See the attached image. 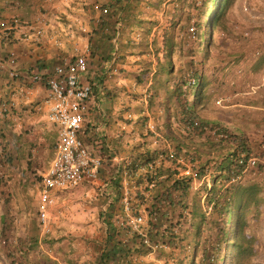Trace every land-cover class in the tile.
<instances>
[{"label":"rangeland","instance_id":"374dc122","mask_svg":"<svg viewBox=\"0 0 264 264\" xmlns=\"http://www.w3.org/2000/svg\"><path fill=\"white\" fill-rule=\"evenodd\" d=\"M115 1L122 6L124 4L123 0ZM203 1L131 0L124 10L126 32L123 51L126 55L144 54L148 40L146 33L150 26H159L152 51L156 62L155 69H159V64L167 57L173 64L171 72H161L159 69L158 80L163 82L160 87L165 84L178 104L176 88L185 82L181 69L188 67L191 60L195 61L198 75L203 76V81L206 82L204 89L208 100L205 105L197 106V111H200L197 120H219L225 125L222 128L236 133L242 129V142L248 147L255 163L248 165L239 177L226 183L242 186L259 183L262 188L261 199L254 207V212L251 211L247 215L243 232L254 237L253 263L264 264V0H230L216 29L213 24L207 23L206 10L211 5L210 2L199 8ZM104 5L105 0H70L69 5L65 6L76 16L81 12L77 8L83 7L85 14L80 13V16H84L89 22L90 16H96L97 12L100 17L103 16L101 14ZM117 13L118 8L112 7L105 18L110 19ZM138 25L143 28L142 31L135 30ZM114 27L113 25L109 33L103 32L101 26H69V29L80 36L81 40L78 42L81 46L84 41L90 44L93 49L92 58L100 55L105 58L113 44L111 39L114 38ZM209 34L213 35L210 44ZM66 37L70 38L72 35ZM131 39L136 40L131 43ZM166 40L174 45V51L167 57L158 44ZM67 43L69 44V41ZM118 47L119 52L120 46ZM126 55H123L125 61ZM125 61L122 60L123 66L118 72V77H123V90H126L127 96L131 94L130 89L133 86L139 87L138 85L145 83L147 74L153 69L150 66L141 69L142 66H138L139 61L134 59L124 66ZM97 64L99 63H95V66ZM154 83L158 84L156 75ZM153 86L159 88V85ZM184 86L187 88L186 84ZM136 94L137 96L133 97L135 103L131 101V104L139 109L143 94L139 91ZM240 102H254L260 106L241 105ZM22 117L25 118L24 121L21 120L23 124L13 128V131L6 127L2 132L3 128H0V264H170L169 261L159 260H166L169 255L173 262L174 259L177 262L176 260L183 257V253L177 254L176 249L175 254L164 251L166 246L175 248V245L169 237L159 238L156 235L158 233L154 232L152 240L156 243L162 242L166 246L157 247L156 251L147 246L135 248V240L122 234L124 230L118 228L115 223L117 217L125 216L120 201L121 190L117 192L115 205L110 208L106 205L108 197L106 191L102 192L101 181L86 182L58 193L57 201L51 208L52 231L46 236L42 235L37 219V183L55 153V125L34 111L30 113V118ZM138 118L141 117H134L132 120ZM196 132L202 134L204 131L197 129ZM148 133H143L144 137L149 136L150 132ZM181 134L182 137L186 136ZM233 141L235 142H222L214 137L208 143L205 139L198 138L194 141L197 149H190V152L186 146L178 145V141L175 143V149L180 150L178 154L185 158L184 162L203 173L202 177L190 180L188 200L197 192L204 198L203 186L213 185V175L217 173L216 166L226 155L237 152L240 156L243 143L239 145L237 140ZM143 144L135 146L137 150L134 155L133 151L125 153L130 156L131 161L124 167L122 178L126 177L124 183L130 190L129 196L132 197L133 203H139L149 210L153 206L150 197L165 191L166 177L162 180L158 179L159 174H154L153 178L158 182L156 187L151 189L152 192L148 193L150 175L146 172L149 164L156 163L158 151L141 153ZM187 144L186 141L184 145ZM149 148L158 149L156 145L152 147L151 143ZM147 158L150 160L144 164ZM135 163L139 166L137 170H133ZM171 164L176 166L175 169L179 166L177 161H172ZM138 171L142 173L138 174ZM223 182L224 179L219 178L218 184ZM174 197L178 198L177 192ZM160 205L157 209L153 207L154 216L155 212L158 214L153 224L171 228V224L174 225L177 221L178 211L167 203ZM112 224L115 227H112ZM115 228L119 230L116 231ZM109 232L112 235L109 236ZM151 252L154 254H150Z\"/></svg>","mask_w":264,"mask_h":264},{"label":"crops","instance_id":"0c3cea01","mask_svg":"<svg viewBox=\"0 0 264 264\" xmlns=\"http://www.w3.org/2000/svg\"><path fill=\"white\" fill-rule=\"evenodd\" d=\"M39 1L40 0H0V128H3L2 132L6 130V127H10L13 131V128H16V126H21L23 124L22 121L25 119L22 116L30 118V113H33V111L34 113L40 114L42 118L51 123L48 119L49 107L48 104L44 102L48 96L49 90L43 82H32L31 75L35 72H45L54 65L61 63L63 59L69 58L76 53H84L88 59V72L85 78L91 80L95 84L98 101L102 110L108 116V125L105 128V138L102 145L97 144L91 129L86 134V140L93 148V151L100 153L104 157L99 182L101 181L102 192L106 191V196L108 197L106 205L108 207L111 208L115 205L117 192L119 190H121L120 201L122 202L123 192L121 184L126 179L125 176L122 178V174L124 172V167L131 161L130 156H126L125 153H131L133 151L132 155H134L135 150H137L135 146L144 143L141 147L143 150H140L142 151L141 153L145 154L146 152L153 153L155 151H158V154L160 152L168 154V152L171 151L178 153L180 150L178 151L179 148H176V151L175 143H178L177 141H179L178 138L180 137L183 138L185 142L187 141L188 144L194 145V141L198 138L210 142L212 138L222 136V133L218 132L217 129L219 126L225 125L219 120H216L214 123L211 122V125H209L204 133L197 134L193 130V125L184 120L171 91L166 88L165 84L160 87V85H162L160 83L162 82L158 80V77H156L158 84L154 83L156 62L155 58L152 57L154 56V52L152 53V51L157 36L155 34L156 31L159 32V26H150V30L146 33L148 40L146 42V52L144 54H124L123 42L125 40L123 38L126 32L124 26L126 20L124 10L131 0H123V6L120 3L117 4L115 0H105L104 7H108L110 10L112 7L118 8V13L110 19L105 18L107 14H101V12L100 14L103 15L102 17L99 16L98 12L95 13L96 16H90V25L95 28L99 26L103 27V32L105 33H109L113 25L115 26L114 28H116L118 23H121L122 34L118 41L120 51H117L118 59L115 64H113L112 61V54L114 53L113 39H111L113 44L107 57L104 58L100 55L92 58L93 49L90 44L82 40L84 43L83 46H81L78 42L81 40L80 36H77L73 33V30L69 29V26H78L80 28H83V26H90L89 22L84 19L85 17L80 16V13L85 14L83 7L77 8V10L81 12L76 16L72 10L65 6L69 5L70 0H42L41 3H39ZM15 17L20 19L19 24H14ZM142 29L143 28L140 26L135 28L136 31H142ZM66 35H72V37L68 38ZM67 41H69V44ZM158 44L161 45V50H164V41ZM123 55H126V61ZM11 56L15 58L14 63L9 61ZM131 59L138 60L140 63L138 66H142L141 69L150 66L153 70L150 74L148 73L149 75L147 74L144 84L138 85L139 87L133 86V88L130 89L131 94L126 96V90H123L124 88L122 85L123 77H118V72L121 71V66H123L121 64L122 60L126 62L124 66H127L128 63H131ZM91 61H93L92 65ZM53 63L55 64L53 65ZM95 63L99 64L95 66ZM12 68L19 72L20 75L18 77H11L10 70ZM153 84L159 85V88L153 86ZM137 91L143 94V102L139 109L135 105L133 106L131 102L134 101L133 97L137 96ZM240 104L252 107L260 106L254 102H240ZM143 111H145V114ZM92 116L93 122L90 124L100 121V116L98 114L93 112ZM134 117L141 118H138L139 120H132ZM144 119L145 121H143ZM151 123L155 125V130L150 128ZM148 132H150V135L144 137L143 133L147 134ZM240 132L243 131L241 129L237 131V133ZM181 133H184L186 136L182 137ZM150 143L152 147L156 145L158 149L149 148ZM55 144L56 140L54 142V148ZM188 151L190 152V150ZM192 151L194 150H191V152ZM173 158L178 160L177 157ZM171 162V160L165 159L156 164V170L157 167H159V170H157L159 173L158 179L163 180L171 171H173L174 176L178 178L189 176L186 174L187 170L185 169L188 165L184 161L180 163L177 161V165H179L177 166L178 170L175 169L176 166H172ZM185 165L187 166L185 167ZM48 166L42 173L47 170ZM171 166L172 169L170 170ZM137 173L139 174L142 172L138 171ZM154 188H149L148 193H151ZM142 207L144 206L139 203L135 204L136 210ZM124 213L126 215L125 210ZM124 217L116 218V226L124 230L122 234L131 238L133 241L135 240V248L144 246L141 242L142 238L140 234L134 232L128 226H121L119 224L118 221ZM153 223H155L154 220H149V225L147 227L148 234L150 233L153 237V232L155 234L158 233L156 234L157 237H164V239H167V232L169 231V229L167 230L168 226L159 227L155 226ZM113 226L112 224V227ZM115 230L117 231L119 229L115 228ZM114 231L113 233H115ZM108 235L110 236L112 234L109 232ZM156 250L157 249H154L153 251ZM163 250L168 251L170 254L176 251L171 245L166 246ZM150 254L154 253L151 252ZM164 261H169L170 264H174L169 255L166 256V260H159V262Z\"/></svg>","mask_w":264,"mask_h":264},{"label":"trees","instance_id":"16d2710c","mask_svg":"<svg viewBox=\"0 0 264 264\" xmlns=\"http://www.w3.org/2000/svg\"><path fill=\"white\" fill-rule=\"evenodd\" d=\"M209 2L211 5L206 10L207 23L208 25L213 24V28L216 29L220 24L221 14L230 0H204L199 8ZM208 28L209 26L206 27V29ZM147 29L149 30V27ZM200 35L198 34V36ZM208 38L210 44L213 41V35L209 34ZM164 51L166 57L172 53L174 51L173 43L164 41ZM194 63L195 61L191 60L188 67L181 69L185 82L176 88L177 105L184 120L193 125L195 132L197 129L205 132L211 122L214 123L216 120L210 118L201 120V122L197 120L200 115L197 106L205 105L208 100L204 89L206 82L203 81V76L198 75ZM172 65L170 58L168 60L167 57L164 62L159 64V69L161 72H171ZM159 69L155 72L156 77H158ZM185 84L187 88H185ZM222 127L219 126L217 129L222 133V136H216V138L222 142L232 143L235 142L233 140H237L239 145L243 143V132L236 133ZM178 139L179 144L186 146L189 150L197 149L194 145H184L185 141L181 137ZM240 152V156L237 152L226 155L216 166L217 173L213 175V185L208 187L205 184L203 186L205 190L203 199L197 192L191 200H188L190 180H193V177L178 178L174 176V172H170L166 177L165 191L150 197L153 206L147 210L149 214H153V209L159 208L163 202L167 203L169 207H175V210L178 211L176 223L171 224V228L167 227V230L169 229L168 237L175 245L177 254L178 252L183 253V257L176 260L177 262L174 259V264H254L252 261L255 255L254 237L245 234L243 230L247 215L251 211L254 212V207L261 199L262 188L259 183L247 186L226 183L232 178L239 177L247 168L251 152L245 143L241 145ZM148 160L150 158H147L143 163L146 164ZM170 160L177 161L175 158ZM138 167V164L135 163L133 170H137ZM202 176L203 173L198 170L197 177ZM219 178H223L224 182L218 184ZM175 192L178 193V198L174 197ZM155 214L158 216L156 212ZM148 235L152 239L150 233Z\"/></svg>","mask_w":264,"mask_h":264},{"label":"built area","instance_id":"2783aa9c","mask_svg":"<svg viewBox=\"0 0 264 264\" xmlns=\"http://www.w3.org/2000/svg\"><path fill=\"white\" fill-rule=\"evenodd\" d=\"M103 14H108L110 9L103 7ZM20 19L14 18V24H19ZM122 34L121 23H118L114 33L115 50L112 54L113 64L117 61L118 41ZM139 34H137L138 38ZM136 39H131L134 43ZM11 63L15 58H9ZM116 70V69H115ZM88 72V59L84 53H76L69 58L45 72H35L31 75L32 82H43L49 90L45 103L48 104V119L55 125L57 139L55 144V155L50 161L47 170L41 174L37 183V219L42 235L46 236L52 231L51 208L57 201L58 193L74 188L86 182H99L100 171L104 163V157L100 153L93 151V148L86 140V134L91 129L97 144L102 145L105 138V128L108 116L102 110L95 91V84L86 79ZM12 78L18 77L19 72L12 68L10 70ZM100 116L99 122H93L92 113ZM145 114V111H143ZM92 125V126H91ZM150 128L155 130V125L150 124ZM156 163L149 164V188L157 185V179L153 175H158L156 164L163 160H170L177 157L180 163L185 160L183 155L175 151L167 153L160 152ZM242 161V160H241ZM255 159L250 156L247 166L253 165ZM186 174L197 179V171L190 165L185 168ZM125 181V180H124ZM122 203L126 215L118 222L121 226H128L134 232L141 235L142 244L152 249L166 246L164 243L154 242L148 235L149 216L150 220H156V216L149 214L146 208L135 209L130 190L123 182ZM52 256V254L48 253Z\"/></svg>","mask_w":264,"mask_h":264}]
</instances>
